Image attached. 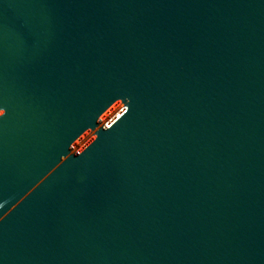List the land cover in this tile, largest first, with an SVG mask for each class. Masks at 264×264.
<instances>
[{
  "label": "water",
  "instance_id": "water-1",
  "mask_svg": "<svg viewBox=\"0 0 264 264\" xmlns=\"http://www.w3.org/2000/svg\"><path fill=\"white\" fill-rule=\"evenodd\" d=\"M0 264H264V0H0Z\"/></svg>",
  "mask_w": 264,
  "mask_h": 264
}]
</instances>
